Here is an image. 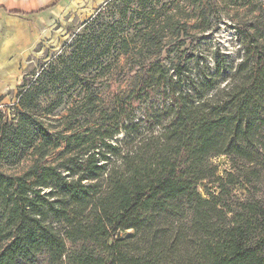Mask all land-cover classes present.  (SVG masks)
I'll list each match as a JSON object with an SVG mask.
<instances>
[{
  "label": "trees",
  "instance_id": "16d2710c",
  "mask_svg": "<svg viewBox=\"0 0 264 264\" xmlns=\"http://www.w3.org/2000/svg\"><path fill=\"white\" fill-rule=\"evenodd\" d=\"M237 35V62L125 61L103 85L106 55L74 41L23 82L17 115H0V264H264V191L228 200L264 185V20Z\"/></svg>",
  "mask_w": 264,
  "mask_h": 264
},
{
  "label": "rangeland",
  "instance_id": "374dc122",
  "mask_svg": "<svg viewBox=\"0 0 264 264\" xmlns=\"http://www.w3.org/2000/svg\"><path fill=\"white\" fill-rule=\"evenodd\" d=\"M263 4L262 0H254L253 6L248 0H0L1 118L11 120L17 115L19 86L69 50L74 41L83 42V50L86 45L93 48L101 58L106 55V62L92 73L95 82L102 85L125 61L127 66L162 61L170 67L188 56H200L212 65L214 56H222L237 62L243 55L237 32L263 22L257 9ZM122 39L130 52L142 48L144 53L118 57ZM108 49L107 55L104 52ZM106 64L110 65L108 70ZM90 72L84 76L90 77ZM130 84L126 80L117 92ZM99 99L101 102L103 97L99 95ZM65 115L66 109L60 108L44 122L49 128H62ZM212 162L219 176L234 172L225 156L214 157ZM27 164L24 160L6 168L18 172ZM216 186L204 181L198 190L206 196L205 188L215 191ZM263 186L260 191L250 187L233 189L228 200L234 203L251 195L261 197Z\"/></svg>",
  "mask_w": 264,
  "mask_h": 264
}]
</instances>
